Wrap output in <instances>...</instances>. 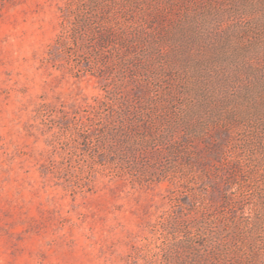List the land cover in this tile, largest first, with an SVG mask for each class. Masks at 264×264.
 <instances>
[{
    "label": "rangeland",
    "instance_id": "1",
    "mask_svg": "<svg viewBox=\"0 0 264 264\" xmlns=\"http://www.w3.org/2000/svg\"><path fill=\"white\" fill-rule=\"evenodd\" d=\"M0 264H264V0H0Z\"/></svg>",
    "mask_w": 264,
    "mask_h": 264
}]
</instances>
